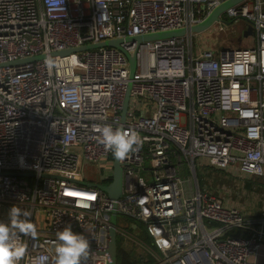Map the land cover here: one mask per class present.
<instances>
[{"label": "built area", "instance_id": "2783aa9c", "mask_svg": "<svg viewBox=\"0 0 264 264\" xmlns=\"http://www.w3.org/2000/svg\"><path fill=\"white\" fill-rule=\"evenodd\" d=\"M224 1L0 0V220L18 203L37 229L19 237L20 264H54L56 233L68 224L90 241L82 264H108L114 200L95 185L114 176L113 152L98 140L105 125L140 141L120 158L123 196L115 203L118 218L143 229L118 220V237L144 248L150 264H256L250 259L264 242V221L202 188L197 170L264 179V0L224 15L253 24L256 46H199L196 54L194 33L123 41L136 58L131 79L115 47L52 54L190 28ZM86 166L92 178L80 176ZM189 170L195 184L183 177Z\"/></svg>", "mask_w": 264, "mask_h": 264}, {"label": "clouds", "instance_id": "9594fccd", "mask_svg": "<svg viewBox=\"0 0 264 264\" xmlns=\"http://www.w3.org/2000/svg\"><path fill=\"white\" fill-rule=\"evenodd\" d=\"M48 67H54V62L47 61ZM98 140L110 149L117 158L125 155L138 146L139 137L134 131L105 125L97 129ZM32 213L22 208L18 203L8 209V219L0 220V264H20L25 255L26 245L19 237L35 236L37 229L31 222ZM57 245L54 264H82L90 252V241L83 232L75 231L71 224L66 225L56 233Z\"/></svg>", "mask_w": 264, "mask_h": 264}, {"label": "rangeland", "instance_id": "374dc122", "mask_svg": "<svg viewBox=\"0 0 264 264\" xmlns=\"http://www.w3.org/2000/svg\"><path fill=\"white\" fill-rule=\"evenodd\" d=\"M225 15V14H224ZM223 15V17H224ZM193 43L195 45L196 54L198 52L199 46L206 47L208 49L217 50L221 47H234V46H245V47H252L257 45L256 41V33L254 25L251 24L247 19L237 18V19H230L227 22H215V25L212 26L210 29L197 33L193 35ZM111 158H114V154L111 155ZM87 168V169H86ZM84 169V175H80L83 178H89L92 176L91 173V166ZM96 170V169H95ZM97 171V170H96ZM198 174V181L199 185L204 188L207 187L212 193L215 195L224 196L226 199H231L232 197L235 201L244 203L245 193L247 191L252 193V196H256V201L252 204H256V210L254 212H249L250 210L244 206L246 212L249 214H257L264 212V179L256 177L253 180V184L251 188L246 189L243 185V180L245 178L242 177H234L233 182L230 181L226 182V180H219L215 182H211L208 179L209 174H213L212 170L205 169L204 172L201 171V168L197 170ZM209 173V174H208ZM228 176L233 173L227 172ZM87 177H86V176ZM236 176V175H235ZM183 177L188 179L189 177L192 178V182L195 184L193 173L189 170L188 173H183ZM221 177V176H219ZM225 179V177H223ZM189 182V181H188ZM250 193V194H251ZM249 195V194H248ZM247 197V196H246ZM249 206V203L247 204ZM260 208V209H259Z\"/></svg>", "mask_w": 264, "mask_h": 264}, {"label": "water", "instance_id": "95a60500", "mask_svg": "<svg viewBox=\"0 0 264 264\" xmlns=\"http://www.w3.org/2000/svg\"><path fill=\"white\" fill-rule=\"evenodd\" d=\"M245 0H226L223 3L219 4L214 8V10L208 14L202 21L196 23V25L190 27V28H179L178 30H165V31H159L156 33H149V34H141L139 36L134 37H127L126 39H109L105 40L101 43L96 44H86V46L74 48V49H67L66 51H58L53 52V55H65L68 52L72 51H84L86 49H92V48H101L104 46H111L120 49L122 52L125 53V55L128 58V61L130 63V79L133 77L137 63L136 58L134 55H132L123 45V41H129V42H137L138 44L142 41H152V40H160L164 38H178V36H185L187 34H197L204 32L208 29H210L212 26L215 25V22H218L221 17L230 9L233 8V6L243 2ZM44 55L34 56L30 58H26L23 60L18 61H12L11 63H8L9 65H12L14 63L18 62H30L38 58H43ZM130 91H131V83L128 86L127 92L124 97V105L122 110V119L125 118L126 111L128 109L129 104V97H130ZM21 176H33V173L28 172H17ZM113 179L108 185H101V184H95L98 187L102 188L106 193L109 194V196L114 200L113 207L111 209V226H110V241H109V247L107 250V254L109 255V262L108 264H117V241H118V230H117V223H118V212H117V204L115 203L116 200L120 199L123 196V182H124V175L120 163V158H117L115 156V160L113 163ZM91 182H89L90 184ZM93 184V183H91Z\"/></svg>", "mask_w": 264, "mask_h": 264}, {"label": "trees", "instance_id": "16d2710c", "mask_svg": "<svg viewBox=\"0 0 264 264\" xmlns=\"http://www.w3.org/2000/svg\"><path fill=\"white\" fill-rule=\"evenodd\" d=\"M224 21H228L230 19H227L226 16L223 17ZM210 170H212L214 173L213 174H209V177H213L216 176L214 181H218V179H223L225 180L222 176H226V174H228L227 172L219 169H212V168H207ZM202 172H204L203 170H201ZM199 174V173H198ZM213 175V176H212ZM221 176V177H219ZM254 178V177H253ZM217 179V180H216ZM253 180H250V182L248 183V186L251 187ZM119 222L120 221H131L134 223H137L139 225V227L141 229H143V225L139 224L135 219L133 218H128V219H123L122 217L118 218ZM240 233V230L238 229H234L230 232V235L232 236H238ZM142 237L147 240L150 241V235L148 234V232L145 230H143L142 233ZM117 249H118V254H117V264H150L154 261L153 257L148 254L144 248H140L139 246H137L135 243L133 242H128L125 243L124 240L120 237H118V241H117Z\"/></svg>", "mask_w": 264, "mask_h": 264}, {"label": "crops", "instance_id": "0c3cea01", "mask_svg": "<svg viewBox=\"0 0 264 264\" xmlns=\"http://www.w3.org/2000/svg\"><path fill=\"white\" fill-rule=\"evenodd\" d=\"M236 175V176H235ZM213 176V175H212ZM238 175L234 172L232 175L230 174L229 176H228V174H226V176H222V177H225V180H226V182H229L230 183V181L231 182H233V179L232 178H234V177H237ZM215 177L216 176H213V177H209L208 179L211 181V182H213V180L215 179ZM232 177V178H231ZM256 178H253V177H251V178H245L244 180H243V182H244V187L246 188V189H249V188H251V187H249L248 186V183L250 182V180H255ZM217 180V179H216ZM219 180H223V179H218V181ZM264 181V180H263ZM215 182V181H214ZM253 183V182H252ZM251 192H249V191H247L246 193H245V198H244V203H243V201L240 203V202H238L237 203V201H235V199L232 197L231 199H226L224 196H222V198L224 199V201H225V203L228 205V206H232V207H236V208H241V209H244L245 207L246 208H248L250 211V213L251 212H254L257 208H256V204H252V203H254L257 199H256V196H252V193L250 194ZM249 194V195H248ZM247 196V197H246ZM256 199V200H255ZM249 203V206L247 205ZM244 205V206H241L240 207V205ZM260 209V208H259ZM245 211H248V210H246V209H244ZM249 212H247V214H248V217L250 218V219H252L254 222H257V223H260V221H264V212L263 213H257V214H249ZM259 221V222H258ZM262 246H261V248H260V250L258 251V254L257 255H255V256H253V257H251V261L252 262H254V263H256V264H264V242L261 244Z\"/></svg>", "mask_w": 264, "mask_h": 264}]
</instances>
